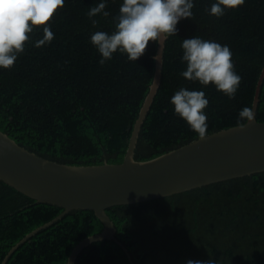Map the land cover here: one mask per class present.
<instances>
[{
  "label": "trees",
  "instance_id": "1",
  "mask_svg": "<svg viewBox=\"0 0 264 264\" xmlns=\"http://www.w3.org/2000/svg\"><path fill=\"white\" fill-rule=\"evenodd\" d=\"M99 0H65L49 21L51 43L35 47L36 26L25 51L10 69H0V130L36 154L75 165L122 163L134 124L154 80L151 59L159 42H149L138 61L114 54L101 66L90 42L95 31L111 32L122 0H107L109 17L86 12ZM215 0H194L193 16L165 40L162 78L142 124L135 150L146 161L199 136L174 114L170 98L181 87L203 90L209 100L207 135L237 125L239 111L253 109L264 69V0H245L224 16L209 15ZM199 36L228 45L242 77L235 98L212 85L182 77L181 42ZM256 118L264 122V80ZM247 121H245L246 123ZM63 208L41 203L0 180V264H66L73 248L104 224L90 209H74L10 250L28 233L53 220ZM107 213L115 240L97 241L75 264H264V171L222 180L169 196L115 205Z\"/></svg>",
  "mask_w": 264,
  "mask_h": 264
},
{
  "label": "water",
  "instance_id": "2",
  "mask_svg": "<svg viewBox=\"0 0 264 264\" xmlns=\"http://www.w3.org/2000/svg\"><path fill=\"white\" fill-rule=\"evenodd\" d=\"M165 40L159 41V61L156 62L154 80L134 124L122 163L75 165L50 160L28 150L0 130V180L37 202L64 209L56 218L28 233L7 256L74 209L95 211L104 228L78 243L66 264H75L84 248L106 239L115 240L127 251L116 238V225L107 213L108 208L264 171V122L256 118L264 69L256 89L254 118L246 122L245 127L236 125L219 130L205 139L198 138L150 160L135 158L142 124L161 83Z\"/></svg>",
  "mask_w": 264,
  "mask_h": 264
},
{
  "label": "clouds",
  "instance_id": "3",
  "mask_svg": "<svg viewBox=\"0 0 264 264\" xmlns=\"http://www.w3.org/2000/svg\"><path fill=\"white\" fill-rule=\"evenodd\" d=\"M245 0H215L208 9L211 16L220 18L228 10H236ZM65 0H0V69H10L18 56L25 51V42L36 26L42 36L33 45L37 48L51 43L54 39L49 23ZM107 0H99L86 12L93 26L98 21L92 19L98 14L109 17L105 11ZM194 0H122L118 14L112 18L111 32L95 31L90 42L100 54L98 63L103 66L114 54L125 55L129 61H138L145 53L151 41L153 44L169 36L177 35V25L183 19L193 16ZM181 62L186 70L180 75L202 86L212 85L229 99L236 96L242 81L235 69L232 52L228 45L215 40L202 39L199 36L184 38L181 42ZM153 62L159 61V52L153 53ZM174 114L186 122L199 138L207 136V113L209 100L203 90H189L181 87L170 98ZM254 118L251 107H244L238 113L237 125L245 127V121ZM185 264H215V261L188 259Z\"/></svg>",
  "mask_w": 264,
  "mask_h": 264
}]
</instances>
